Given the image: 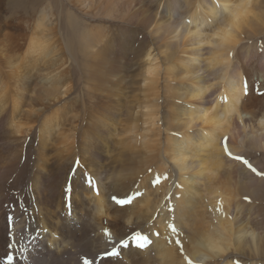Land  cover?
I'll list each match as a JSON object with an SVG mask.
<instances>
[{
  "label": "bare ground",
  "instance_id": "bare-ground-1",
  "mask_svg": "<svg viewBox=\"0 0 264 264\" xmlns=\"http://www.w3.org/2000/svg\"><path fill=\"white\" fill-rule=\"evenodd\" d=\"M135 1L79 0V4L75 3L86 14L93 11L96 16L108 20H126L131 13L133 19L136 18ZM153 3L157 4L158 12L154 15L151 28L146 31L152 36V42H140L136 51L128 46L130 43L122 41L126 36L113 42L107 40L106 35L103 41L99 39L106 30L104 25L90 29L80 23L75 39L68 38L64 42L70 57L75 59L74 44L76 46L77 38L80 39L81 52L88 57L87 63L90 62L89 82L106 83L113 75H119V79L125 82V75L121 78L125 71L122 67H125L124 59L126 53L132 57L134 53L137 67L141 70L138 75L135 70V77L142 76L136 82L141 84L139 90L145 92L146 98H149L148 95L154 98V92L158 97L163 78L168 97L172 99L164 128L160 125V110H142V113L139 110L132 125L124 129L126 136L116 142L124 155L115 164L104 167L101 164L107 162L103 163L105 160H99L96 155L105 138L110 141L108 134L111 129L105 127L111 120L103 117L104 113L102 117H97L95 113L96 116H90L93 122L87 124V134H94L77 140L76 130L82 126L64 125L60 110H19L18 101L24 96L26 80L31 77L32 70L37 64L49 65L54 57L53 37L42 35L45 30L41 29L46 22L52 24V15L43 14L40 25L35 23L34 32L26 39L28 45L24 55L15 51L16 40L19 41V49H22L25 39V36L21 38L18 26L15 24L10 28L8 22H0V68L8 70L0 69V264H5L2 260L5 249L17 241L21 242L26 229L32 234L37 230L42 233L38 246L31 252L34 255L43 254L36 264H49L50 261L52 264H75L78 253L94 251L98 241L103 244L106 239L102 234L104 228H115L121 233L129 229L160 232L159 238L151 237L152 243L144 250L137 251L133 245L131 252H123L119 258L122 264H186L185 256L195 264H219L222 255L242 259L241 254L235 253L247 248L255 254L260 251L262 241L257 242L255 231L247 228L252 224L241 225V212L236 208V212L232 211V207L242 201L237 194L241 191L233 192L232 182L226 184L228 178L220 181L222 174L228 175L239 169L223 153L221 141L224 136L229 139L228 146L233 155L243 154V148L264 151V112L250 107V102L256 100H252L254 95L243 107L237 101L239 78L246 75L249 83L255 81L253 73L238 62V55L246 38L253 39L264 33V0H156ZM124 4L125 9H122ZM233 13L243 16L241 35L237 38L239 43L222 39L227 36L222 29L228 27ZM147 21L143 18L144 23ZM21 57L24 64L32 67H27L28 72L25 71L27 68L23 71L18 69ZM13 58L17 59L13 61ZM40 78L48 81L45 76ZM48 78L59 79L58 74H50ZM108 84L100 93L112 95L115 89H110L120 87V83L114 86ZM260 85L261 91H264V85ZM63 95L49 107L56 106ZM145 105L149 108L148 102ZM140 122L144 124L142 128ZM14 123L16 128L12 127ZM163 132L166 133L165 143L162 141ZM87 153H91L87 169L102 173L106 181L114 186L130 188L131 180L141 175L140 169H145L146 177L143 176L145 173L142 174L143 180L138 185L142 195L119 210H114L109 203L108 195L112 188L106 184L100 185L99 196L89 190L75 189L72 221L67 217L63 187L74 161L79 157L82 165V157ZM141 153H145V160L140 157ZM226 161L231 163L226 166ZM149 168L152 169L151 174ZM155 174L161 177L166 174L168 179H162L159 185L153 187L150 181ZM231 175H228L229 179H236L238 173L236 178H231ZM243 186H247L246 183L241 188ZM259 189L254 190L257 192ZM259 194L262 195L261 192ZM169 196L171 198L166 202L165 198ZM251 198L250 195V203ZM158 211L160 216L156 220V228L150 230L147 225L152 223ZM172 217L181 233V241L185 239L189 242L188 246H184V255L174 243L176 236H171L173 242L168 243L170 231L165 226V220ZM184 233L187 235L184 236ZM56 235L58 239L54 238ZM105 264H117V259L105 261Z\"/></svg>",
  "mask_w": 264,
  "mask_h": 264
},
{
  "label": "rangeland",
  "instance_id": "rangeland-1",
  "mask_svg": "<svg viewBox=\"0 0 264 264\" xmlns=\"http://www.w3.org/2000/svg\"><path fill=\"white\" fill-rule=\"evenodd\" d=\"M78 1L77 0L76 1L75 0H0V22L1 23L8 22L7 26H9L10 28H11V26H13L15 24H16L15 26H18V28L22 34L21 38H23L25 36L24 37L25 39L23 42L24 44L22 45L23 51H22V49H19V46H18L19 41L16 40L17 45L15 47V51H17L18 55H22V54L24 55V52L26 51L25 48H27L26 44L28 45V42L26 39L29 38L30 33L32 34L34 32L33 29L35 27V23L37 22L38 25H40V22L42 20L41 16L43 14H47L48 16L52 15V19H51L52 24L50 25L48 22H46L45 25L42 26L41 29L45 30V32L42 33V35H51L53 37V47L55 48L54 57L49 61V63H48L49 65H38L37 64V66H35L34 69L32 70V73L30 74L31 77L26 80L27 85H26L25 90L23 92L24 96L22 99H20L18 101L19 110H51V111L60 110L61 115L63 114L61 121L64 125L70 126L71 124H74V125L80 124L82 126L81 129L76 130V139L77 140H81L82 138L86 139V137L89 138L91 135H93L94 133L87 134L88 128L86 129L87 124L89 125L90 122H93V118L90 116H94L96 114L97 117H102V114L104 113L103 117H107L108 120H111L109 123L106 124V127H105V128L111 129V131L109 132L110 134H108L110 137V141L108 142L107 137H106L105 140L103 141V143L100 145V150L98 151V153H96V155H98L99 160H101V161L105 160V161H103V163L107 162L106 164H101V166L104 167L106 165L115 164L116 161L119 159V157L124 155L123 153H121L122 151H120V147L118 144H116V142L119 141L121 138H123V136H126L124 131L126 130L127 126L129 127L130 125H132L133 119L137 116L136 115L137 112H139V110H140V113H142L141 112L142 110H160V116H161L160 117L161 118L160 125L162 126V128H164L166 126L165 122H166L167 117H168L167 115L169 114L170 108L172 106V99H171V97H168V94L166 91V86H165V81L163 78H162V82H161V86H160V92H159V96H158L159 98L156 96L155 92L153 93L154 98H152L150 95H148L149 98H146L145 92H143V90H139V86L141 84H137L136 82L138 79L141 80L142 76L140 75L139 77H137V76L135 77L136 73L138 75V73L141 70L137 67V64H136L137 58H136V60L134 59L136 57V55L134 53H133V55H134L133 57H132V55H127V53H126V56L124 59L125 67L124 66H122V67L125 68V71L122 73L121 78H123L125 75V82L122 81L123 79H119V75H117V76L113 75L114 77L113 76L110 77L109 80H107V81L104 79L107 84L106 83H99V82H95V83L89 82V80H88V77H89L88 76V67L90 65V62L87 63L88 57L85 56L81 52L82 46L79 44L80 39L77 38V45L76 46L74 44L73 52H74V58L75 59L70 57L69 53L65 49L64 42L68 38H70L72 41L75 39V37L77 36L78 25L80 23L82 25L88 26L87 28H90V29H96V27L98 25H104V26H107L108 28L106 27L104 34H102L99 37V39H101L103 41L104 35H106L107 40H110L113 42L114 40H119L123 36H126L127 38L123 39L122 41L130 43L128 46L132 47V50L136 51L140 42H143L144 40H146V41L148 40V42H150V43L152 42V38H151L152 36H150L146 31H148V29L151 28V25L153 24V20H154V15H156V13L158 12V9L156 7L157 4L153 3V1H156V0H136L134 3V7H133L134 12L136 14L135 19H133L132 13H131V17L126 18V20H119V19L108 20L102 16H96L93 11H90L87 14L82 12L78 6V4H79ZM75 2H77L78 4ZM121 8L125 9V4L121 5ZM143 18H147L148 21L146 23H144ZM4 19H5V21H4ZM49 22H50V19H49ZM18 28H16V29H18ZM119 29H122L123 31L119 30ZM10 33H11V30H10ZM37 33L40 34L39 31H37ZM107 46H109V45H107ZM124 49H125V47H124ZM124 49H120V51H124ZM260 49H262V50H260ZM256 50H258L257 51L258 53L256 52ZM263 51H264V33L253 37V39L252 38H246V40L244 41V46L239 51L240 54L238 55V60H239L238 62L240 63L241 66H243L244 69L253 73L255 81H258L259 83L264 85V83H262V81L264 82V61H263L264 60L263 59L264 58V52ZM20 52H22V53H20ZM241 57L243 59L246 57V59L243 60ZM22 58L23 57H21V60H22ZM16 59L17 58H15V59L13 58L12 60L14 61ZM248 60H249V62L252 61L251 62L252 65H251V63L248 62ZM128 61H129V64H128ZM18 63H20L18 65L21 66L20 68H18V69H20V71H23L27 67L32 69V67H29L28 65L24 64V60H22ZM22 63H23V65H22ZM247 66H249V67L247 68ZM28 68L25 71L28 72V70H29ZM0 69L2 71H4L5 68L4 69L0 68ZM135 70H136V73H135ZM5 71H8V70L5 69ZM50 74H58L59 79H55V78L49 79L48 76ZM40 76H45L46 80H48V81L42 80L40 78ZM110 80H111V82H110ZM118 80H119V82H118ZM108 83H112L113 86L117 83H120V87H121L120 90L121 91L124 90V91L121 92L119 90V88H120L119 86H116L117 88H115V87L112 88L113 87L112 86L111 87L112 89H110V90L111 91L114 89L116 90V91L115 90L113 91L114 95L113 94L107 95L108 94L107 92H104L103 94L100 93V92L104 91L103 88L106 87L105 85H109ZM129 91L131 92V94ZM62 94H65V95H63L61 97V101L59 103H57L56 106L49 107L50 106L49 104L53 103V101H56V99ZM133 94H134V96H133ZM125 97H126V99H124ZM110 99H112L113 101ZM131 99H133V101ZM253 99H256V100L250 102L251 103L250 107H252V109L255 111L261 110L258 112H264V106H262V105H264V98L253 97L252 100ZM258 99H259V101H258ZM121 102H123V103H121ZM146 102H148L149 108L146 107V105H145ZM150 103H151V106H150ZM113 106L115 108H117V106H118V108L115 109V108H113ZM96 109H99V110H97V113L100 112L99 114H97L95 112ZM93 110H94V112H93ZM120 110H122V111H120ZM101 111H103V112H101ZM110 112H111V114H110ZM112 116L114 118H112ZM259 118H261V117H259ZM90 119H91V121H90ZM140 124H141V128H142L144 124L142 122H140ZM145 125H147V124H145ZM147 126L150 128L149 125H147ZM83 131L84 132L86 131V132L84 133ZM165 134L166 133L163 132V135H162V137H164V138H162V141H164L163 143L166 142V135ZM83 136H85V137H83ZM111 136H113V138ZM242 150H243V152H242L243 154H241V155H244L245 157L247 156L246 158L249 159V161L252 163L253 166L255 165V167L257 168L258 171L264 172V151L259 150V149H254V151H253V149H251V148L250 149L246 148V150L243 148ZM90 154L91 153H87V154L83 155V157H82L83 158V162H82L83 164L81 165L82 168H87L86 165H88L90 162V159H89ZM101 154H103V156ZM111 154H112L111 157L108 156ZM106 156L110 157V158H107ZM248 156H250V157H248ZM85 157H88V158L85 159ZM140 157L143 160H145V158H146L145 153H141ZM227 163H229V162L226 161V163H225L226 166H227ZM234 163H236L234 166L239 167L240 171L238 168L234 169L235 170V174H234V170L232 169L233 172L232 171L229 172L228 175H230V173H232V175L230 177L232 178L233 176H235V178H236V174L238 173L237 178L234 179V177H233L232 178L233 180H232V179H229L227 174L226 175L222 174L220 182H222L223 180L228 178L227 180H229V181L225 180L227 183L225 181L224 182L226 184H229L232 182L233 185L230 184V186H231V188H233L232 189V190H234L233 192L237 193L238 190L241 191L240 194L237 193L239 196V200H242V201H240L241 205H239L240 204V202H239V204L235 205L234 208L232 207V211H234L236 208V211H238L239 213L241 212V215H239L241 217V218H239L240 224L241 225L244 224L245 226H249L248 224H252L251 225L252 227L249 226L247 228H250L253 231H255L254 233L256 235V241L257 242L262 241L261 242L262 244L260 245V249H259L260 251L256 252L258 254H255V252L253 253L251 251H247L248 248L246 249V251H242L240 253H235V254H241L242 259L243 260L246 259V260H244L245 262L247 261L246 264H248L249 261H251L250 264H264V238H263L264 237L263 236L264 235L263 234L264 233V231H263L264 230V221H263L264 220V209H263L264 208V195H263L264 194V178H261L260 176L255 175L254 173H252L250 170H248L244 165L240 164L239 162L234 161ZM255 163L257 164L258 167L256 166ZM241 165L243 166V168ZM241 168L244 170H241ZM143 170H145V169L139 170V173L141 175L145 173V171L143 172ZM224 174H225V172H224ZM141 175H139V176H137L131 180L130 188L135 189L136 185H139L140 182H142L143 176L146 177V173L143 176H141ZM241 175H243V176L241 177ZM243 177H245L244 179H246L245 182H244V179H242ZM246 177H248L249 179ZM250 179H252V180H250ZM241 181L243 183H241ZM251 182H253V183L251 184ZM237 183L240 185V187H239V185H236ZM245 183L247 186H243V187H245L246 189L243 187L241 188V186L245 185ZM239 188H241V189H239ZM258 188H260V189L256 192V190ZM261 188H262V190H261ZM254 189H256V190H254ZM246 190H247V192H245ZM251 190H252V193L250 192ZM254 191H255V193H253ZM260 192L263 196L262 195L260 196V194H259ZM244 193L247 197L249 196V198L251 195V197H252L250 199L251 203L249 200H247V201L244 200V197H245ZM258 194L260 197L258 196ZM198 195H200V194H198ZM241 197H243V198H241ZM261 200H263V201H261ZM248 202H249V204H248ZM244 203H247L249 205V207L247 204H244ZM255 204H256V206H254ZM245 205H247V206H245ZM259 205H260V207H259ZM242 206H243V208H242ZM248 208H250V209L248 210ZM239 209H240V211H239ZM242 210H244V211H242ZM236 211H234V212H236ZM252 212H255V213H252ZM252 214H253V216H251ZM257 215H258L259 220L256 217ZM248 216H250V217H248ZM256 218H257V220H256ZM248 219L250 220V222H247V221H249ZM256 221L257 222L260 221L261 223L260 222L257 223ZM243 222H247V223H243ZM257 226L260 228H258ZM261 231H263V232H261ZM259 232H261V233H259ZM186 235L187 234L184 233V236H186ZM260 235H261V237H260ZM189 237L190 238L192 237L191 233H189ZM182 243H183V246L189 245V242L187 243V241L185 239H184V242H182ZM244 243L247 244V242H244ZM262 245H263V247H262ZM262 248H263V250H262ZM38 250L40 251L41 249L39 248ZM243 253H244V255H243ZM249 253H251V255H248ZM252 260H253V262H252ZM256 262H258V263H256Z\"/></svg>",
  "mask_w": 264,
  "mask_h": 264
},
{
  "label": "snow or ice",
  "instance_id": "snow-or-ice-1",
  "mask_svg": "<svg viewBox=\"0 0 264 264\" xmlns=\"http://www.w3.org/2000/svg\"><path fill=\"white\" fill-rule=\"evenodd\" d=\"M243 24L242 14H232V18L229 21L228 27L222 29L224 33L227 34L226 37L222 39L233 40L239 43L237 39L241 35V27ZM239 96L237 97L238 103L241 107L244 106L248 98L254 95L255 98H264V91H261V85L258 81H253L249 83V80L246 75L239 78ZM13 128H16V124L12 125ZM223 153L230 160H234L244 165L248 170L254 173L261 178H264V172H260L252 163L243 155H233L229 150V139L227 136H224L221 141ZM148 172L151 174L152 169L149 168ZM168 179L165 174L161 177L160 174H155L153 179L150 181V184L155 187L161 183V181ZM106 184L107 187L112 188V191L108 195V201L113 206L114 210L122 209L125 206H129L132 202L142 195L138 190L139 186L136 185V189L132 188H121L120 186H114L106 181L103 174L97 171H89L87 168H82L79 157L74 161L73 167L69 170V174L63 187V196L65 200V206L67 208V217L74 221L72 216V195L75 189H84L91 191L94 195L99 196L100 194V185ZM171 197H166L167 202ZM244 199L247 201L249 197L245 196ZM222 210L223 202H220ZM160 212H157V216L153 219L151 224H148L147 227L152 230L156 228V220L159 219ZM11 220V217H8ZM165 226L170 231V236L168 237V243H172L171 236H176L174 243L178 247L181 255H184V246L179 238L181 233L175 225L174 217L171 220L166 218ZM47 231V230H45ZM102 234L106 239L103 241V244L98 241L95 250L85 253H78L75 264H105V261L108 258H117V264H122L120 261V256L123 252H131L133 245L137 251L144 250L147 246L152 243L151 237L155 236L156 238L160 237L159 231H149L145 233L143 230L129 229L127 232H118L115 228H104ZM23 234L21 233V239ZM58 239V237H54ZM19 242V241H17ZM15 256L13 254H6L7 264H14ZM27 259V258H26ZM186 264H195V262L185 256ZM30 264V262H29ZM49 264H52L50 261ZM219 264H246V262L241 259L239 256H230L222 255L219 259ZM250 264V261L248 262Z\"/></svg>",
  "mask_w": 264,
  "mask_h": 264
}]
</instances>
